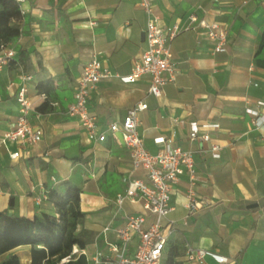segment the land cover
Wrapping results in <instances>:
<instances>
[{"label":"crops","instance_id":"obj_1","mask_svg":"<svg viewBox=\"0 0 264 264\" xmlns=\"http://www.w3.org/2000/svg\"><path fill=\"white\" fill-rule=\"evenodd\" d=\"M22 6L25 13L13 20L20 34L7 44L15 57L0 71V139L17 124L23 72L33 75L30 118L43 136L34 143L0 141V210L31 218L44 212L58 215L48 190L71 180L81 188L85 212L76 232L89 241L86 247H73L71 264H91L97 249L116 241L115 229L129 215L146 214L148 221L154 215L142 201L126 200L119 207L116 195L126 188L124 178L146 177L147 172L132 165L129 148L113 136L90 139L69 106L85 63L95 55L120 74L131 72L147 46L148 15L140 0H25ZM155 7L163 25L185 24L193 12L219 22L227 29L226 49L215 52V41L202 28L183 30L170 41L176 73L162 96L148 92L149 75L132 83L103 78L91 93L90 111L107 129L128 108L147 102L139 113L145 146L158 152L157 137L175 131V143L193 150L197 177L184 173L174 185L170 217L175 229L164 259L176 244L177 264H198L186 255L190 244L226 257L219 262L207 255L203 264H264V124L257 127L247 111L256 108L264 114L259 105L264 101V0H155ZM47 80L51 88L40 91L38 83ZM194 120L222 146L220 158L212 156L210 141L190 139ZM17 150L19 155L12 157ZM191 190L201 202L195 209L189 207ZM12 254L20 264H31L30 244L0 254V264Z\"/></svg>","mask_w":264,"mask_h":264},{"label":"built area","instance_id":"obj_2","mask_svg":"<svg viewBox=\"0 0 264 264\" xmlns=\"http://www.w3.org/2000/svg\"><path fill=\"white\" fill-rule=\"evenodd\" d=\"M16 2L21 14L25 13L22 6L25 0H16ZM140 3L148 15L144 33L147 46L135 61L131 72L120 74L105 65L95 55L83 67L75 89V100L69 106V113L78 119L90 139L103 141L111 135L129 148L132 165L136 168H144L147 174L146 177L132 179L125 177L126 188L117 193L116 203L122 207L126 200L142 201L144 209L150 215H154V219L148 221L146 214L129 215L125 224L115 229L116 241L108 242L106 249H97L91 257V264H162L164 249L175 229V219L170 217L175 208L174 185L184 173H187L192 180L197 177L193 150L175 143V131L168 136L157 137V142L162 145L158 152H151L145 146L144 138L139 131V113L148 107L147 102H139L131 106L121 121L110 122L107 129H103L89 108L92 91L103 78L118 77L123 82L132 83L144 75H149L148 92L160 97L164 93L167 82L175 78L176 62L172 59L170 41L181 31L204 29L215 41V52L224 51L227 44V29L217 21L210 22L205 18H199L193 12L189 14L185 24L163 25L156 11L155 0H140ZM15 54L14 48L0 43V71L14 59ZM20 78L21 84L17 90L19 102L17 124L4 133L0 139L3 144L19 140L34 143L43 136L42 128L35 126L30 118L33 104L28 95V82L32 80L33 75L23 72ZM43 96L46 97V94L43 93ZM259 105H264V101H260ZM247 111L254 116V124L257 127L264 124V114L259 109L248 108ZM189 125L190 139L210 141L209 150L212 156L220 158L222 146L212 140L211 134L207 131L201 132V125L195 120ZM205 126L216 127L218 124L208 123ZM19 153L17 150L10 155L16 157ZM189 199L191 209L201 206V202L196 200L192 190L189 193ZM109 228L110 226H106L105 230ZM134 241H136V248L131 252L130 247ZM73 252L61 261L71 258ZM186 255L198 264H203L207 255L219 262L226 260L222 254L190 244L186 246Z\"/></svg>","mask_w":264,"mask_h":264},{"label":"trees","instance_id":"obj_3","mask_svg":"<svg viewBox=\"0 0 264 264\" xmlns=\"http://www.w3.org/2000/svg\"><path fill=\"white\" fill-rule=\"evenodd\" d=\"M21 17L20 7L16 0H0V43L8 44L20 34V26L13 23ZM261 46H264V33ZM51 80L40 81V91H49ZM48 198L57 208L58 215L41 213L32 218L10 215L0 210V254L20 244L31 245V264H59L73 247H86L88 240L76 232L85 212L81 209V188L71 180H63L48 190ZM179 246L170 245L167 258L162 264H177L175 257L179 254ZM73 262L70 258L66 263ZM80 262V257L76 260ZM1 264H20L17 254L4 259Z\"/></svg>","mask_w":264,"mask_h":264}]
</instances>
